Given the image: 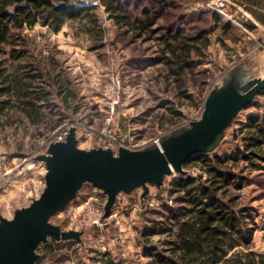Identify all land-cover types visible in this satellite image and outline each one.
<instances>
[{"label":"rangeland","instance_id":"374dc122","mask_svg":"<svg viewBox=\"0 0 264 264\" xmlns=\"http://www.w3.org/2000/svg\"><path fill=\"white\" fill-rule=\"evenodd\" d=\"M212 1L176 0L178 14H207L203 20L189 23L186 33H195L198 29L211 31L210 45L200 59L201 65L194 68L192 76H186L188 80L182 87L191 99L178 95V85L173 77L166 79L168 71L163 65L148 68L142 62L138 66L132 61L155 58L162 46L157 39L161 33L147 42L134 39L131 33L123 35L100 2L96 7L90 6L91 15L96 16L95 25L88 18L71 20L63 27L66 31L58 34L60 29L54 32L39 24L13 28L11 40L0 47V76L7 77L0 88L7 87L9 92L0 94V113L4 101L17 103V90L21 88L18 78L30 75L40 76V81L36 82L40 90H33L51 92L59 106H42L40 123L35 128L29 125L19 130L2 128L4 115L0 114V179L9 174L0 184L1 217L12 219L15 211L28 207L41 194L45 169L37 157L45 154V148L40 145L44 137L61 124H73L71 129L78 137L82 133L81 125L97 132L109 128L112 137L137 146L134 150H142L157 146V141L190 131L202 119L206 99L226 85L264 80V4L261 0H228L229 19L209 10L208 4ZM211 15L217 16L218 23ZM216 24L218 28L214 30ZM224 24L230 26L226 33L222 30ZM71 42L82 51L72 49ZM56 76L72 80L75 99L71 98L74 105L70 111L64 110L69 105L65 106L63 98L53 92L51 82ZM105 92H121L120 105L109 124L103 101ZM251 105L222 132L210 137L202 149L203 154L226 157L238 148L242 150L246 133L242 132L243 125L249 115L264 113V98L254 97ZM15 114L13 111L12 116ZM82 142L79 147L82 150L102 148L94 141ZM18 169H22V173L16 176ZM235 172L247 181L241 189H232L227 196L235 198L234 208L249 209L253 250L264 254V161L257 158L240 161ZM201 174L199 165L186 164L182 173L172 172L166 176L160 188L148 185L145 196H142V188L129 195L120 194L122 210H118L117 224L112 221L101 231L75 230L76 208L93 194V187L85 184L76 199L50 219V224L61 231L81 233L80 242L48 239L35 250L38 260L34 264H104L108 257L115 264H153L157 253L166 255L172 232L176 230L173 221H168L164 215V205L175 206L174 197L168 196V183L177 176ZM151 226L157 233L144 240L140 233ZM166 228L171 232L166 233ZM146 248L151 249L152 255L146 254ZM237 251L234 249L226 259Z\"/></svg>","mask_w":264,"mask_h":264},{"label":"trees","instance_id":"16d2710c","mask_svg":"<svg viewBox=\"0 0 264 264\" xmlns=\"http://www.w3.org/2000/svg\"><path fill=\"white\" fill-rule=\"evenodd\" d=\"M81 1L0 0V47L11 40L13 28L39 24L57 32L67 21L83 18H88L95 25L96 16L91 15L92 8ZM99 2L123 35L131 33L134 39L147 42L161 33L157 38L162 43L159 54L142 63L163 65L168 71L166 79L171 76L178 85V95L191 99L182 87L188 80L186 76H192L194 68L201 65L200 59L210 45L208 36L211 31L198 29L188 34L185 27L193 21L203 20L207 14H178L175 12L179 8L176 0ZM210 17L218 23L217 16ZM160 21L164 22L160 24ZM217 28L216 24L213 29ZM222 30L223 33L228 32L229 24H224ZM6 81L7 77L0 76V85ZM7 90V87L0 88V94ZM259 97L264 98V91ZM243 131L246 133L242 139V150L238 148L226 157L199 154L187 165H199L201 175L177 176L168 183V196L174 197L175 206L164 205V215L168 221H173L176 230L172 232L166 255L157 253L153 264H264V254L253 250V229L248 226L249 209L234 208L235 198L227 196L232 189H241L247 181L235 172L240 161H252L254 158L264 161V113L249 115ZM151 223L154 224L153 221ZM165 231L171 232L170 228ZM156 233L157 229L151 226L140 235L146 240ZM146 249V254L152 255L151 249ZM234 249L238 251L226 259ZM103 263L115 264L109 257Z\"/></svg>","mask_w":264,"mask_h":264},{"label":"water","instance_id":"95a60500","mask_svg":"<svg viewBox=\"0 0 264 264\" xmlns=\"http://www.w3.org/2000/svg\"><path fill=\"white\" fill-rule=\"evenodd\" d=\"M263 91L264 80L226 85L206 99L202 119L190 131L160 141L159 147L119 148L116 154L102 148L82 150L70 129L65 142L49 145L37 157L45 169L39 197L10 220L0 216V264H34L35 250L48 239L80 242L81 233L61 231L50 219L65 210L85 184L105 195L104 216H109L117 195L142 188L145 196L148 185L160 188L166 176L182 173L188 162L203 154L210 137L222 132Z\"/></svg>","mask_w":264,"mask_h":264},{"label":"built area","instance_id":"2783aa9c","mask_svg":"<svg viewBox=\"0 0 264 264\" xmlns=\"http://www.w3.org/2000/svg\"><path fill=\"white\" fill-rule=\"evenodd\" d=\"M264 4V0H261ZM83 4L89 5L91 7H96L99 4V0H86ZM228 4V0H213L211 3L208 4L209 10L213 11L214 13L223 16L225 18L231 17V14L226 11ZM244 18V14L242 15ZM239 26V24H238ZM120 93L121 92H105L103 94V101L106 103L107 109V118L106 122L109 124L113 120L114 112L117 107L120 105ZM81 125V124H79ZM74 125L71 123H64L58 126L55 130H53L50 134H47L44 137V141L40 145V148H45V153L49 145L54 143H61L65 142L70 129ZM82 126V133L81 136H77L75 133V137L77 139V146L80 147V144L84 142H91L94 141L97 146L101 145L102 149L111 150L114 154L117 153L119 148H126L128 150H134L137 146L132 145L129 142L121 141L118 138H114L111 136V129L105 128L101 132H97L92 127ZM157 147H159V142L157 141ZM22 173V169H18L15 174L16 176ZM9 174L4 175L1 177L0 184L5 177H8ZM2 188H0L1 190ZM93 194L88 197V199L81 203L77 208L76 211L78 212L76 215L75 220V230L87 229L92 228L95 230H103L110 222L114 221L117 224V218L120 206V194L117 195L115 203L111 209L109 216H104V205L106 202L105 195L98 189L92 188ZM120 206V207H119Z\"/></svg>","mask_w":264,"mask_h":264},{"label":"crops","instance_id":"0c3cea01","mask_svg":"<svg viewBox=\"0 0 264 264\" xmlns=\"http://www.w3.org/2000/svg\"><path fill=\"white\" fill-rule=\"evenodd\" d=\"M67 24L65 23L61 28L60 31H58L56 34L59 32H65L66 30L63 28ZM78 46L75 43L71 42V48L75 49V51H82L80 48H77ZM27 54V52H26ZM147 60V58H135L132 61L136 65H140L141 62ZM149 68V66H147ZM32 69L34 68L33 66L31 67ZM37 69V68H36ZM38 73V72H36ZM29 77V78H28ZM53 81L51 82V87L53 89V92H57L56 95H59V98H63L62 102L67 106L66 108L64 107L65 111H70L72 108V105H74L71 101L72 99H75L72 95L73 90V85H72V80L69 78H64L61 76H56L55 78L52 79ZM40 81V76L35 75V76H27L26 77H19L18 78V86L21 88H18L19 91L17 90V103L14 105L11 102H8L7 100L4 101L3 106L1 107V113L4 115L3 121H4V126L2 125L1 127L3 128H13L19 130L20 128H24L26 126H33L32 128H35L38 126L40 123V112L44 109L42 106L46 104H51L53 106H59L57 103L56 96H54L51 92H36L39 91L40 84L36 85V82ZM33 88H37V90H33ZM9 93V92H4ZM72 98V99H71ZM13 111H16L15 116H12ZM0 113V114H1ZM2 121V122H3ZM121 130V128H120ZM123 130V129H122ZM3 164V162H2ZM45 174V172H44ZM39 183V182H38Z\"/></svg>","mask_w":264,"mask_h":264}]
</instances>
